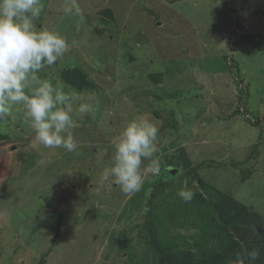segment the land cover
Segmentation results:
<instances>
[{"label":"rangeland","instance_id":"rangeland-1","mask_svg":"<svg viewBox=\"0 0 264 264\" xmlns=\"http://www.w3.org/2000/svg\"><path fill=\"white\" fill-rule=\"evenodd\" d=\"M42 2L37 30L58 32L69 47L38 75L82 94L94 111L80 116L73 105L74 153L40 144L22 105L0 119V264H153L137 231L143 212L126 205L157 177L150 161L139 192L101 182L132 120L158 128L159 174L198 164L208 191L240 202L236 258L224 264L238 255L264 264V0H75L79 13L67 11L73 0ZM70 69L97 90L73 89L61 77ZM176 184L186 181H168L155 199L177 197Z\"/></svg>","mask_w":264,"mask_h":264},{"label":"clouds","instance_id":"clouds-1","mask_svg":"<svg viewBox=\"0 0 264 264\" xmlns=\"http://www.w3.org/2000/svg\"><path fill=\"white\" fill-rule=\"evenodd\" d=\"M79 7L73 0L71 12ZM44 11L42 0H0V119L9 116L14 106L22 105L24 115L31 122L36 140L45 148H63L69 153L77 151L74 129L79 125L75 112L84 116L94 111L93 105L81 102L82 94L66 92L63 85L54 86L38 74L62 58L69 45L58 32L37 30L34 24ZM87 100L95 99L88 94ZM158 128L148 120L130 121L115 142L112 166L106 168L101 182L114 178L125 195L139 192L144 184L142 163L150 161L147 171L160 173L157 152ZM195 193L181 189L177 192L185 203L192 201ZM254 261L259 252L247 253ZM236 264H244L239 255Z\"/></svg>","mask_w":264,"mask_h":264},{"label":"trees","instance_id":"trees-1","mask_svg":"<svg viewBox=\"0 0 264 264\" xmlns=\"http://www.w3.org/2000/svg\"><path fill=\"white\" fill-rule=\"evenodd\" d=\"M82 74L78 69H70L63 71L61 77L75 90L92 89L95 92L97 88L94 83ZM149 75L153 84L160 83V74ZM238 111L239 109H236L231 117ZM153 115L162 120L159 112L154 111ZM170 126L177 127L173 122ZM2 134L0 132V142L4 143ZM189 168L182 173H177L178 170L175 169L166 171V175H157L149 186H144L137 196H132L126 203H131L130 211L138 206L140 212H143L137 231H140V237L145 240L153 254V264H201V259L209 260L211 264H224L227 261L226 256L236 258L232 257L230 252L238 243L233 238L237 235V230L241 227L238 224L243 219L234 209L241 206L240 202L231 194L220 192L219 195L215 190L208 191L209 185L197 178L199 165H191ZM171 171H174L173 175L170 174ZM181 178L186 181L185 186L176 184L173 188L177 191L187 189L194 192L192 201L185 203L178 196L172 197L173 200L155 199L157 191L166 186L168 181L175 183V180ZM196 178L199 179L200 190L194 188ZM247 178L248 175L242 181ZM148 192L150 193L147 197ZM128 231L120 235L125 238L129 234ZM39 264H43V261Z\"/></svg>","mask_w":264,"mask_h":264},{"label":"water","instance_id":"water-1","mask_svg":"<svg viewBox=\"0 0 264 264\" xmlns=\"http://www.w3.org/2000/svg\"><path fill=\"white\" fill-rule=\"evenodd\" d=\"M174 174V171H172V175Z\"/></svg>","mask_w":264,"mask_h":264}]
</instances>
